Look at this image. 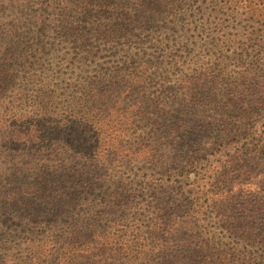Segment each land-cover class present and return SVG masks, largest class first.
I'll return each mask as SVG.
<instances>
[{
    "label": "rangeland",
    "instance_id": "374dc122",
    "mask_svg": "<svg viewBox=\"0 0 264 264\" xmlns=\"http://www.w3.org/2000/svg\"><path fill=\"white\" fill-rule=\"evenodd\" d=\"M139 1L0 0V216L5 197L39 181L44 168L63 167L79 158L70 155L76 150L90 153L108 141L118 156L106 158L111 162L105 167L99 165L110 170V179L95 186L90 198L114 207L99 221L96 235L132 245L135 251L156 246L153 224L166 212L171 215L182 189H190L197 181L195 170L187 162L175 163L178 171L170 177L148 163L137 166L139 162L127 159L123 167L120 155L144 151L151 145L146 137L155 132L147 121L152 117L144 120L136 116L140 103L158 95L166 97L163 87H172L182 100V88L201 75L202 102L182 114L184 127L182 134H177L188 138L192 151L201 147L194 159L217 151V156L207 157L210 163L220 159L221 152L224 160L256 135H264V110L254 112L238 136L227 128L244 116L242 106L239 110L234 101L247 104L244 106L264 103V22L257 14L252 18L254 0H242L239 6L226 9L220 2L222 5L212 11L205 0L203 8L197 1H187L181 8H191L182 10L175 5L172 15L157 10L154 17L146 16L145 23L138 22L135 10ZM245 29L256 30L251 41H247ZM152 55L158 60L154 62L159 67L155 78L163 81L160 87H101L98 102L87 99L88 90L75 88L83 77L104 76L116 71L115 67L135 69V59L149 61ZM78 60L82 61L79 65ZM213 78L220 79L222 85ZM164 93L169 96V91ZM80 99L86 102L77 104ZM39 106L56 111L53 121L57 120L55 125L62 130L58 150L63 154L49 160L40 146V134L38 139L18 136L33 129L31 117H40ZM172 109L176 111V107ZM95 120L106 124L103 137L100 124L92 125ZM158 127L161 133V125ZM49 137L44 133L42 139ZM256 164L264 175V155ZM94 166V162L88 165ZM199 184L204 186L203 180ZM193 192L198 193L199 188ZM46 213L42 226L35 225L27 212L12 214L15 218L6 216L0 225V245L5 246L1 255L7 254L12 264H66L63 253L68 249L59 235L71 222V212L64 217Z\"/></svg>",
    "mask_w": 264,
    "mask_h": 264
},
{
    "label": "trees",
    "instance_id": "16d2710c",
    "mask_svg": "<svg viewBox=\"0 0 264 264\" xmlns=\"http://www.w3.org/2000/svg\"><path fill=\"white\" fill-rule=\"evenodd\" d=\"M187 1H197L202 8L205 5L204 0H140L139 8L135 10L139 17L138 22L145 23L146 16L154 17L157 10L172 15L175 13V5L181 8V4ZM205 1L206 8L210 11L222 5L221 3H224V9L242 3V0ZM254 3L252 18L257 14L264 22V0H254ZM186 7L192 6L185 5L181 9L184 10ZM245 32L248 35L247 41H251L253 35L257 34L255 29L252 31L245 29ZM258 37L259 35L255 38ZM220 41L222 42V38ZM156 61L158 60L154 55L149 61L138 57L133 62L137 64L135 69L127 66L122 69L115 67L116 71L108 72L104 76H86L76 81L75 88L88 90L87 99L98 102L101 100L98 93L101 87L108 86L112 89L160 87L163 81L155 78L157 76L155 71L159 69L154 63ZM81 62L78 60V65ZM250 72L255 73L257 70ZM212 80H217V83L221 84L220 79ZM202 81L201 75L191 81L188 88L183 87L182 100L176 92L173 93L172 87H163L162 95L165 94L166 97L160 98L158 95L140 103L136 116L144 120L148 116L152 117L147 121L155 132H150L151 136L146 137L151 141V145L144 151L120 155L123 167L126 162L124 160L127 159L129 162H139L137 166L148 163L154 167L153 170L166 171L170 177L172 173L178 171V167H173L175 163L187 162L190 168L195 170L197 181L191 183L190 189H182L183 192L175 199L178 204L172 209L171 215L166 212L160 222L153 224L158 240L156 246H144L142 250L135 251L132 245L114 242L110 236L96 235L99 221L113 211L114 207L108 208L105 205L107 202H96L90 198L94 194L92 189L95 186L106 184L110 179V170L99 165L105 167L111 162L106 158L118 156L113 147H108V141H104L102 149L90 153L85 149L76 150L70 155L79 158L75 157L70 163L58 169L46 167L42 170L39 181L9 193L2 203L0 225L4 223L3 219L6 216L15 218L12 214L27 212L35 225L42 226L47 211L59 213L56 217H64L65 213L71 212L69 215L71 222L59 235V240L64 242L63 247L68 249L63 253L66 264H264V175L256 164L258 157L264 155V135H256L254 137L256 139L240 147L239 152L227 155L224 160L222 159L224 154L221 152L220 159L214 157L217 161L210 163L207 157L217 156V151L194 159V155L202 151L201 147L198 146L200 148L192 151V147L188 146V138L177 134H182L181 130L184 127V122L180 121L182 114L188 108L197 107L202 102L200 93L201 88H204L200 85ZM166 83L169 84L170 81ZM165 91H169V96L164 93ZM243 93L244 91L239 94ZM84 102L85 99H80L77 104ZM234 102L239 110L242 106L244 116L234 126L229 125L231 127L227 128L233 129L230 132H235L234 136H238L237 132L248 126L249 123L246 122L252 120L253 113L264 110V103L244 106L247 104L240 105L237 100ZM39 107L40 117H31L34 120L31 124L33 129L27 130V133L20 132L18 136L38 139L40 134V146L49 160L63 154L58 150L62 130L55 125L57 120L53 121L54 116H57L56 111H50L46 106ZM172 107H176L175 112ZM173 118L175 119L173 124L168 125L167 122ZM98 124L99 134L103 137L106 124L103 126V123L97 120L92 123ZM158 125L163 129L161 133L157 132ZM31 131H34V134ZM44 133L50 137L42 139ZM31 149L36 150L34 146ZM93 162L96 166L88 167ZM202 180L204 186L199 184ZM196 187L199 188L198 193L193 192ZM208 201L210 204L207 205ZM176 211L179 215L174 214ZM1 248L2 251L5 250V246L0 245V252ZM0 264H12V259L7 254L2 256L0 253Z\"/></svg>",
    "mask_w": 264,
    "mask_h": 264
}]
</instances>
